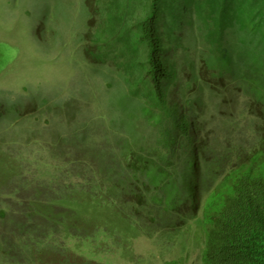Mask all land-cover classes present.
<instances>
[{
  "label": "rangeland",
  "instance_id": "1",
  "mask_svg": "<svg viewBox=\"0 0 264 264\" xmlns=\"http://www.w3.org/2000/svg\"><path fill=\"white\" fill-rule=\"evenodd\" d=\"M154 2L165 56L179 77L169 101L192 104L201 134L232 132L233 149L240 146L238 134L254 136L264 109V0H0V210L8 211L5 219L0 213V234L17 237L18 256L68 262L67 256L44 260L27 249L37 229L20 228L26 200L39 204L43 191L45 208L57 198V182L81 183L66 150L76 154L78 144L104 135L126 149L150 142L161 129L159 113H149L143 94L150 93L143 80V21ZM92 202L73 222L76 236L63 237L68 231L61 230L57 245L74 246L99 264H166L180 256L181 264H202L198 248L165 249L161 232L148 236L114 219L112 205L100 206L90 220ZM181 233L190 232L184 227Z\"/></svg>",
  "mask_w": 264,
  "mask_h": 264
},
{
  "label": "trees",
  "instance_id": "2",
  "mask_svg": "<svg viewBox=\"0 0 264 264\" xmlns=\"http://www.w3.org/2000/svg\"><path fill=\"white\" fill-rule=\"evenodd\" d=\"M158 8L154 2L143 21L147 50L143 80L150 86V93L143 94L149 98V113H159L156 122L161 129L150 136V142L137 141L126 149L116 148L112 140L104 141L103 134L102 139L94 137L73 148L75 157L70 148L66 150L64 157L71 158L68 162L81 183L71 187L57 182V198L49 200L45 208L48 197L41 195L43 191L40 196L35 194L39 204L30 200L33 198L26 200L30 205L24 210L26 222L20 223V228L33 226L38 237L24 244L44 260L60 254L67 256V264H99L78 254L74 246L57 245L56 238L61 237V230L68 231L63 237L75 235L71 230L75 218L87 213L93 201L92 214L100 206L112 205L114 219L148 236L161 232L159 239L165 249L187 253L190 247L198 248L202 264H264V109L257 116L261 122L256 124L254 136L247 139L238 134V149L229 147L232 132L201 134L203 127L192 104L169 101L179 77L170 70L165 56L156 26ZM219 76L216 73L214 77ZM206 80L209 91H214L211 79ZM88 143L91 147L85 146ZM0 213L5 219L8 211L1 209ZM184 227L190 232L186 236L181 233ZM5 232L0 234V264L39 263L31 256H18L17 237L11 239ZM77 236L86 241L91 238L89 234ZM18 249L22 251L19 245ZM183 258L167 260L166 264H181ZM62 264H66L64 260Z\"/></svg>",
  "mask_w": 264,
  "mask_h": 264
}]
</instances>
